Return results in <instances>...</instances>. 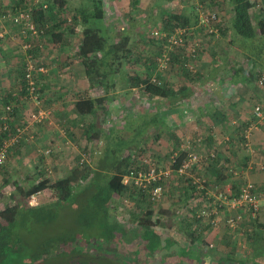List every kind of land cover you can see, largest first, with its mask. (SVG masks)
Listing matches in <instances>:
<instances>
[{
  "label": "trees",
  "instance_id": "16d2710c",
  "mask_svg": "<svg viewBox=\"0 0 264 264\" xmlns=\"http://www.w3.org/2000/svg\"><path fill=\"white\" fill-rule=\"evenodd\" d=\"M28 1L29 0H17L15 5L11 3L13 1H9V3L14 7V10L24 7ZM31 1H33V8H31L33 19L38 27L44 28L45 35L41 40V47H39V42L30 41L33 48L27 53L31 54L32 58L35 60H40V56H42L41 54H44L46 50L48 51L52 49V51H57V45H59L60 41L63 40V37L77 36L80 40V46L76 54L77 58H79L83 64L89 87L92 88L91 90L99 89V91L102 90L103 92L100 96H97L94 99L91 98V95L81 97L79 102L76 104L80 115H100L107 124L109 119L113 124L115 119H112L111 117L112 114L110 104L116 99V96L114 95L116 91L126 92L131 89H137L143 92L144 95L151 98H160L164 100L173 99L172 104H176L179 101L191 97L192 91L190 88H184L183 90L178 91V94H175L170 89L168 83H164L159 79L161 78L160 76H158V78L157 76H154L153 71L157 70V59L162 55L164 47L163 42L152 35L151 40L147 41L145 40L144 33L139 34V37H141L142 40L145 42L147 41V43L149 42V44L156 50L153 60H151L148 65H146L147 62L144 64L146 65L145 74H131L125 70V66L128 65V62H132L134 60V63L138 65L141 61L130 48L131 46L128 44L129 41L127 39V35L120 34V29V32H114V30L109 28L106 24V9L103 0H80L77 6L72 10L67 9L66 0H39L40 4L38 3L37 5H34L35 0ZM140 1L141 0H132L131 6L136 8ZM174 1L175 0H154V10H159L160 14L158 17L161 20L158 28L155 29L160 30L165 34H170L173 33L176 28H186L191 32V37L188 39L192 42L191 40L197 30L204 32H206V30L203 27L198 26L199 15L197 12L196 14H186L182 12L183 8L180 9V12H177L175 8L171 6ZM207 1L213 4L223 2L225 5L232 7L230 24L227 25L221 21L218 25L220 35L223 34V36H226V34H229L228 37L230 45L234 47L235 52L238 54L237 58H235V62L241 61L240 63L242 64V66L240 63L237 64L238 71L234 72L229 79L230 81L236 80L237 83L231 82V84L234 86H240L246 85V83L256 82L259 86L264 87L263 9L257 8L258 2L255 0ZM202 2L204 5L208 3L206 0H202ZM262 4L264 5V0L262 1ZM44 5L47 6V9L43 8ZM193 5L196 11V5ZM3 10H7L6 7ZM26 42V40L25 42L21 41L18 45L22 51L21 55L23 57H21V61H23V64L20 76L15 84L16 86L14 87L15 90L11 93L5 94L0 101V104L2 105V107H0V116L7 115L8 119L10 118L11 121L20 117L18 105L21 101H33L27 89L28 82L25 71L28 54L24 52L21 47L22 44ZM206 47L205 45L200 44L195 58L180 55L177 50H175L177 52H170L171 61L168 68L170 67L172 70L181 71L182 74L185 73L184 77L188 81L198 80L200 78V74H197L198 71L194 72L188 70L187 65L190 64L197 67V62L199 61L200 56L204 53ZM41 66L46 69L48 68L44 62L41 63ZM163 71L159 74L162 75ZM41 75L43 74L38 73L35 75V80L39 86V93L41 90ZM252 98H254V95ZM9 107L12 108L11 112L7 111ZM257 107L260 108L262 116L264 117L263 102L262 106L258 105L256 108ZM34 110L35 107L32 109V114ZM134 113H143V118H140V116L137 118V121H135L133 118V112H129L127 115L125 113L126 117L122 116V119L124 118L122 120L124 128L122 129H119L118 124H115L110 126L108 128L109 130L106 132L104 127L100 128L95 119L92 124L90 122V124L84 128V136H86L89 142L92 143L95 140L102 142L101 145L96 143L95 145H97V147L92 150V155H94L97 151L100 155L96 162H94L93 168H91L89 164H86V162L81 163L80 160L79 164L82 168L72 176L52 184L49 180H41L34 186H31L27 191H21V196H23L24 199L26 198V200L37 192H52V195L56 198L53 202L46 203L35 208L26 207L25 205H22L21 207L20 204H17L12 209L7 208L5 211L0 212V248L4 247V252H17V254H21L22 257L25 253L27 254L25 249H22V247H19L20 249H18V246L11 245L9 242L12 238V234L16 230H14V227L22 228V220L26 218V215L30 211L43 213V210L49 208L50 205H53L54 207L57 206L59 208L66 206V204L71 206L80 205V207H82L81 216L84 220V225L91 227L90 229L94 232L93 234L96 235L97 231L101 233L102 230L105 229L110 219V209L108 205L111 203L114 196L123 195L124 193L130 191L132 187L133 189H137L135 186L125 185V177L131 172H145L151 165L147 162V167H140L141 163L143 164V161L140 163L138 157L140 154H144L145 152L144 144H147V141L153 134V136L158 140V137H160L163 131L161 128L165 121L159 111H142ZM140 119H143L145 122H142L138 126L137 124ZM218 119L221 120V118ZM260 120L261 119L257 118L254 113L251 124L256 123L260 125ZM11 121L8 123L9 126L6 130H4V123L0 121V147L7 139L16 136L17 129H21L20 124L14 131H12ZM27 121H29V118ZM245 125L246 126L240 125L237 127V130L239 131H243V129L246 128L243 131V138L241 140L243 143L248 142V137L246 136L245 131L249 126L246 123ZM138 127L140 128L138 129ZM149 128H155V131L150 135H148ZM126 131L127 133L122 134ZM126 134H128V137H126ZM122 136L125 137L122 138ZM122 139L125 141L124 144L121 143ZM18 143L17 145H19ZM92 155H89L90 159L88 161L93 162ZM187 158V151L178 152L173 164L170 167L173 171H178ZM217 160L218 159L216 158H212V161L216 164ZM188 183L192 187V182L188 180ZM246 183L247 182L241 180L239 183L237 182V185L243 186ZM161 185H163V183H161ZM237 185H234V195H238L240 192V190H238V192L235 191V189H238ZM205 186L208 190H211L216 185L211 186V182L208 181L207 178ZM138 190L141 191L138 195L140 196V201H145L146 198H149V192L147 190ZM83 198L86 199V201L79 204L80 200ZM141 210L142 209L140 207L137 210V216L139 218L137 221H139L143 229L150 230L161 224V220L156 219L157 213L153 210V208L147 209L145 213H141ZM82 238L86 240L87 236L85 237L83 235ZM64 240H67L66 242H71L74 239H71L70 237H59L53 239L42 248L43 251L40 252V254L37 256L34 255L31 258H34L35 256L39 257V255H46L44 260L38 264H70L72 261L77 259V256H75L77 253L65 251L61 246V244L65 242ZM16 241L20 240L16 239ZM59 247H61V250H59ZM77 247L78 246H75V249H77ZM81 257L84 259H79L78 261L85 260V264H88L91 260V255L82 254ZM11 259H13V257ZM94 259L97 260L98 258L94 257ZM25 262L26 261L22 264H29ZM97 263L102 264L101 260Z\"/></svg>",
  "mask_w": 264,
  "mask_h": 264
},
{
  "label": "crops",
  "instance_id": "0c3cea01",
  "mask_svg": "<svg viewBox=\"0 0 264 264\" xmlns=\"http://www.w3.org/2000/svg\"><path fill=\"white\" fill-rule=\"evenodd\" d=\"M9 1H13L11 2L13 5L17 2V0ZM8 30L9 34H14L16 32L12 27H8ZM8 38L11 39L10 36ZM15 43L16 42L11 44L9 42L0 43V101L5 94L15 90V84L22 70V51L18 46L19 44ZM79 46L80 40L77 36L63 37V40L57 45V51H52V49L46 50V52L49 53V57H41L48 68L47 73L41 75L40 78V96L43 108L53 112L50 121L41 125H31L30 116L35 106L32 101L26 100L21 101L18 105L20 117L12 121L9 118L7 121V124L11 121L12 131L20 124L21 129H25L18 143L19 145L16 144L11 148L7 161L9 162L11 159L9 167L15 169L14 166L24 165L31 169L40 167L41 169H38L36 171L37 173L32 172L33 174H30L27 170L24 171L26 174L21 173L19 170H16L17 172L13 170L9 171V168H7V170L3 168V170H0V174L5 172V175H3L4 177H1L3 180L0 184V195L5 194L12 197L8 206H4L2 211H5L7 208L12 209L17 204H20L21 207L25 205L26 207L35 208L53 202L54 200L45 203L43 201L40 202L44 200L45 196L50 195L48 191H43L39 198V205L31 206L28 201L29 199L26 200V198L24 199L23 196H21V191H27L31 186H34L41 180H49L52 184L72 176L82 168L79 163L77 164V160H75L78 158L79 160L82 159L83 155H81L82 153L80 154V152L85 151L88 147L86 150L87 153L83 154H86L87 158L90 159L89 155H92V150L97 147L95 144L101 145L102 143L96 140L92 143L89 142L86 136H84V131L78 134L75 128L78 126L83 128L86 119L90 120L91 124L95 119V117L90 114H79V109L76 107L79 99L90 95L92 96L91 98L94 99L103 93L102 90L96 93V90H91L92 88L89 87L83 64L80 59L77 58L76 54L79 50ZM63 48H70L72 50L73 53L69 60L61 55ZM210 79H213V77ZM213 80L215 86L220 87V84L217 83L218 79ZM120 93V91H116L114 95L116 96ZM262 95L264 97V94ZM254 98L257 97L254 95ZM116 100L117 99L110 104L112 119L116 118L115 115H117L120 110L116 109L117 111H113L115 107L112 104L117 102ZM180 102L181 101L176 103V106L170 110H177L179 114L180 110L184 109ZM235 103L239 105V103ZM220 105L216 103L207 104L200 106L199 110L204 114L205 118L202 120L205 121V125L208 123L213 129L217 128L219 131H224V127H226L229 122L222 118L221 120H217V114L221 113L223 110L219 109ZM240 105H243L242 107L245 108L243 103H240ZM0 107H2L1 104ZM241 108L240 106H234L236 112H247L243 109L241 110ZM170 110L168 111L171 112ZM158 111L159 110H157V112ZM163 111L165 112L167 110ZM28 118L29 121H27ZM108 121V124H110V119ZM233 123L235 124V122ZM241 123L243 124V122ZM246 124L249 126L245 131L248 137V142L246 143L241 141L243 133H240L239 130H237L238 126L235 127L234 125L233 139L237 147L234 146L230 162H232L231 164H233V162L236 163L237 167L233 164L234 170L232 172L234 173V180L251 182L255 185L257 192L261 196H264V117L260 120V125L256 123L250 124L248 122H246ZM181 126V123L179 125L173 123L170 128L178 129V127ZM71 131H73V133ZM204 135L205 137H209L212 145L216 143L214 138L215 135L211 136V134L209 135L206 131ZM82 140L85 141L83 143L84 146L82 145V147H79V143ZM76 143L77 147L75 149L73 145ZM168 149L169 151L171 150V145L169 144ZM47 151L52 153L46 154ZM177 153H169L171 160L176 157ZM73 156L76 157L74 160L71 159ZM138 158L140 163L143 161V164L141 163L140 165L141 168L144 165V161L146 163L149 161L140 158V156ZM157 158L162 159L163 156L157 153ZM27 161L29 163H27ZM43 162L46 163H44L42 167ZM50 163H52L51 169L47 167V164ZM217 163H219V160ZM86 164H89L90 167L93 168L94 161H87ZM215 167L217 168V166ZM220 167L221 165H218V170L215 168V173L213 175L211 174V179L215 180V178L220 177V181L218 180L217 183H215L216 186L209 190L210 192L214 191L216 188L222 190V188H220L222 187L220 186V182L222 181L224 170L222 172ZM62 169H68V171L60 172ZM211 169H214V167ZM41 170L43 173L39 174ZM241 176L242 178H240ZM226 185L227 187L232 186L228 191L233 192L234 185L236 186L237 183L235 182V184H233L232 181H230L226 183ZM241 186H238V189H235V191L238 192ZM191 188L196 190L193 186L191 187L189 183L183 185V206L181 207V201L178 200L177 204H168L166 206V212H159L156 214V219H160L161 224L150 230L143 229L139 221H137L139 219L137 216V210L140 207L139 202L133 201L135 202L136 210L132 212L127 211V208H125V210L118 208L126 214L125 219H122V221L109 219L107 226L99 235H85L88 237L86 239L88 242H84V249L80 247L75 249L79 237L76 236L77 238H71L74 239V242L71 241L70 249L65 248V251L76 252L77 255L75 256H77V259L70 264H85V260L78 261L79 259H84L81 257L82 254H91V260L88 264H98L97 262H99V260H101L102 264H264V201L262 200L260 202V211L255 217H251L249 213H245V215L242 216L244 212L238 209H230L227 206H225L228 208L227 210H225V208L224 210L221 208L218 209L220 212V225L216 227L211 224L208 218H199V215L196 218L199 212L198 209H202L204 205L205 209L203 211L208 208V203L205 202L207 193H200L204 196L203 202L192 205L187 204L190 202L188 191L191 192ZM138 189L139 188H137V190ZM225 191L227 190L225 189ZM130 193L132 192L128 191L123 195L129 196V198H133V200L138 199V196H132ZM137 193V195H139L141 191L138 190ZM169 197H172V195ZM11 200L13 201L11 202ZM149 201L152 202L150 199ZM113 204L114 202L112 200L108 205L110 212ZM188 205H190V207L187 211ZM184 209L185 213L182 214L183 217H181L182 215H180L181 218L177 217V211H183ZM239 216H242V219L236 221L238 226L234 228V230L231 229L228 221L231 219L236 220ZM82 240L85 239L82 238ZM64 241L66 242L67 240ZM240 242L246 245L244 250L240 247L242 246ZM211 244H214V247L210 248L209 245ZM45 257L46 255H39V257H36L39 258L38 260L35 258L34 264L41 263ZM94 257L98 259L95 260ZM25 261L27 262V260Z\"/></svg>",
  "mask_w": 264,
  "mask_h": 264
},
{
  "label": "rangeland",
  "instance_id": "374dc122",
  "mask_svg": "<svg viewBox=\"0 0 264 264\" xmlns=\"http://www.w3.org/2000/svg\"><path fill=\"white\" fill-rule=\"evenodd\" d=\"M5 1L6 3H9L8 2L9 0H5ZM66 1H67L66 3L67 9L72 10L74 7L77 6L80 0H66ZM103 1L105 3V9H106V24L109 26V28L114 30V32H120L119 31L120 29L121 30L120 34L127 35V39L129 41L128 44L131 46L130 48L133 50L134 54H136L139 57L141 61V63H139L138 65L134 63V60L132 62L131 61L128 62V65L125 66L126 68L125 70H127L131 74H136V73L145 74L146 72L145 66L148 65V63L151 62V60H153L156 53L155 48H153V46L150 45L149 42L147 43V41L151 40L152 31L155 28H158L159 22H161L160 18L158 17V15L160 14L159 10H154L155 7L154 0H141L140 3L136 6V8L131 6L132 0H103ZM31 2L32 1L29 0L28 4ZM206 2L208 1L206 0ZM205 5L207 8H213L212 10L217 11L220 15L222 22H224L227 25L230 24L232 17L231 6L225 5L223 2H218V4H213L211 2H208ZM171 6L174 7L177 12H180V9L183 8L182 12L186 14H193V13L196 14L193 2L190 0H175L174 3L171 4ZM140 33L145 34V40H147L146 42L142 40L141 37H139ZM12 35L14 34L12 33L9 34L8 32L6 40H4L1 43L4 42L7 43L9 42L10 44L13 43L14 41L12 40V38L11 39L8 38L9 36L11 37ZM228 36L229 34H226V36H223V34H221L220 37L209 36L204 31H200V30H197L195 32L191 40L192 42L190 43L191 44L198 43L205 45V47L207 46L204 53L200 56L199 61L197 62V67H194L195 68L194 72L198 71L197 74H200V78H199L200 80L198 79L196 81H188L184 77L185 73L182 74L181 71L179 72L177 70H172L170 67L167 69L168 71L167 70L163 71L162 75L159 74L161 71L159 72H157L158 70L153 71L154 76H157V78L158 76H160L161 78L159 79L164 83H168L170 89L175 94L178 93V91L183 90L184 88L191 89L192 91L191 97L188 99H184L183 101L180 102L181 105H183L184 109H181L179 114L177 113V110L171 111L172 108L176 106V104L175 105L172 104L173 99L164 100L160 98H151L144 95L143 92L137 89H131L129 91L121 92L120 94L116 95L117 102H114L112 104L115 107L113 111H117L118 109L120 110L119 113L115 115L116 118L113 125L118 124L119 129L124 128L122 123V120L124 118L122 119V116L126 117L127 113L129 112H133L134 114L133 118L135 121H137V118H139L140 116H141L140 118H143V113H134V112H142V111L156 112L157 110H159V112L162 114L165 123L161 128L163 131L160 135V138L157 140L153 136L154 134L152 135V137L150 136L149 140L147 141V144H144L145 146L144 154H140L139 156L140 158L149 160L147 162H149L150 164L154 163L155 165H157V168L159 170H162L163 172L165 171L170 172V175L162 182L163 197L161 200L157 202L152 203L149 201V198L148 201L147 198L144 202L140 201L139 199L140 196L137 195L138 190L133 189V187L130 190V192H132L130 193V195L138 196V201L137 199L136 200H133V198L130 199L129 196L126 195L115 196L114 197L115 199H112L114 204L111 208L110 219L112 220L115 219L116 221H120V220L122 221V219H125L126 214L122 212V210H125V208H127L126 209L127 211H131V212L136 210L135 202L133 201L139 202V206L142 209L141 210L142 213H145L146 210L149 208H153V210L156 213L166 212V206L168 204H172V205L177 204V200L181 201L180 204H182L184 197L182 195L183 193L182 187L184 184L188 183V180L192 182L193 178L195 179L208 178V181L211 182V186L216 185L215 183H217L220 177L215 178L217 180H214L211 179V174L213 175L215 173V168H216L215 166H217L216 169L218 170V165H221L220 170L222 172L224 170L221 181L222 183L220 182L221 185L219 184L220 186H222L220 188H222L223 191H225V189L228 191L230 187L232 188V186L229 185H228L229 187H227L226 183L230 181H232L233 184H235V182L236 183L240 182L238 180H234L235 177L233 175L234 173L232 172L234 170V166L237 167V165L236 163L233 162L234 164L233 166V164H231L232 162H230L231 156L233 154L232 152L234 151V146H236V143L234 142L233 139L234 125L235 127L240 126L242 124L241 122H244L242 126H246L245 125L246 122L251 124L256 106L258 105L262 106V102H263V107H264V97L262 95L264 94L263 93L264 87L259 86L258 84H256V82L246 83V85H240V86H234L231 84V82L237 83L236 80L230 81L229 77L234 72L238 71L237 64L240 63L241 61L235 62V58H237L238 54L235 52L234 47L230 45V40ZM19 43H15V44H19ZM72 53L73 52L70 48L67 49L63 48L61 55H63L65 58H67V60H69L71 58ZM40 57L48 58L49 53L44 52V54ZM41 61L44 62L43 60ZM146 62L147 64L144 65ZM240 65L242 66L241 63ZM212 77L213 79L216 80L218 79L217 83L220 84V87H213L215 86V84L213 83L214 80L210 79ZM213 92H215L216 94ZM96 93H99V89L96 90ZM253 95H255V97H257L258 99L252 98ZM235 102L239 103V105H237ZM212 103H216L217 105L221 104L219 106V109L221 110L223 109V110L221 111V113L217 114L218 118H222V119L224 118L229 122L226 125V127H224L223 129L224 131H219L217 128L213 129L210 126V124L207 123L205 125L204 123L205 121L202 120L205 117L202 111L199 110V107ZM240 103H243L246 109L243 108L242 107L243 105H240ZM234 106H238V107L240 106V108L242 107L241 110L243 109L247 112H242V113L241 111L236 112ZM163 110H167V111L164 112ZM168 110H170L171 112H169ZM94 117L100 128L102 127H104V129L106 128L105 131L107 132L109 130L108 128L112 125V122H110V124L107 125L106 121H104V119L100 115H96ZM218 118L217 120H219ZM142 122L145 121H143V119H140L137 125L139 126ZM233 122H235V124ZM173 123H176L178 125L181 123L182 126L178 127V129H171L170 126ZM89 124H90V120L86 119V125L84 124L83 128L81 126L75 127L76 130L78 131V134H80L79 132L82 133L83 131H85L84 128H86L87 125ZM139 128L140 127H138V129ZM245 129H243V131ZM77 131H76V135H77ZM148 131H149L148 135H150L155 131V128H151V129L149 128ZM205 131L208 132L209 135L211 134V136L215 135L214 136L216 140L215 144L212 145L209 137H205L204 135ZM243 131H241L240 133H243ZM71 132L73 133V131ZM124 133H127V131L123 132L122 134ZM124 137L125 136H122V138ZM126 137H128V134H126ZM84 142L85 141L82 140L79 143V147H82ZM121 143L122 144L125 143L124 139H122ZM168 144L171 145L170 151L168 149ZM73 146L76 149L77 143L74 144ZM87 149L88 147L85 149V151L80 152V154L82 153L81 155H83V153H87L86 152ZM181 151H187L188 157L189 154L193 156H197L198 160L192 163V166L189 168L186 174H184L183 176H178L175 173V171H173V169L170 167L174 162L175 156L173 157L174 159L171 160L169 153L172 154L173 152L177 153ZM157 153H160L163 156V158L158 159ZM211 155H214L215 158L219 160V163L216 164L215 162H213L212 158H209L211 157ZM99 156L100 155L98 154V151L95 152L93 155V161L96 162ZM75 158L76 157L73 156L71 159L74 160ZM10 160L9 162L6 163V165H4L5 167L4 166L1 167L0 170L2 168L5 170L9 168V171L13 170L17 172L16 170H19L21 173H25L24 171L27 170V172L33 174L32 172L37 173L36 171L38 169H41V167L36 169L35 168L31 169L24 165L14 166L15 169H13L9 167V164L11 163ZM75 160H77L76 161L77 164L80 161L79 158ZM27 163L29 162L27 161ZM44 163L46 162L42 163V167L44 166L43 165ZM51 166L52 163L47 164V167L50 169L52 168ZM142 167H147L145 161ZM212 167L215 168L211 169ZM64 171H68V169L65 170L62 169L60 172H64ZM40 173H43V171L42 170L39 171V174ZM3 175H5V172L0 174V184L3 180V178H1L4 177ZM240 178H242V176ZM192 186H194L193 183ZM49 194H50L49 196H45L44 200H41L40 202L43 201L45 203L56 199L52 195V193ZM188 194L190 197L189 198L190 202L187 204L190 205L198 204L204 201L203 199L204 196H202V194H200L198 191L196 192V190H193L192 188H191V192L188 191ZM170 195H172V197H169ZM11 198L12 197L7 196L5 194L0 195V211L3 210L4 206L6 207L8 206V203ZM12 201L13 200H11V202ZM85 201L86 199L83 198L82 200H80L79 204H82ZM190 205H188L187 211L189 210ZM182 206L183 204L181 205V207ZM118 208L122 210H119ZM204 209H205V205L204 207H202V209L201 208L198 209L199 212L197 213L196 218ZM81 210L82 207H80V205L71 206L66 204V206H62L61 208L50 205L49 208L43 210V213L30 211L26 215V218L22 220L23 227L22 228L14 227V230L15 229L16 230L12 234V238L9 241L11 245L18 246V249H20L19 247L25 249V251L27 252V254L25 253L26 256L24 255L22 257L21 254H17V252L15 253L11 251L4 252L3 251L4 247H1L0 264H22L24 263L25 260H27L29 264H31L32 262L34 263L36 256L43 251L42 248L46 246L49 243V241H52L53 239L59 237L60 238L79 237L76 246L78 245V247L84 249L85 245L83 244L87 243L88 240H82L81 237H83V235L84 236L92 235L94 232L91 231L90 229L91 227L84 225L85 223L81 216L82 213ZM225 210H227V208H225ZM177 213H178L177 217H180V215L185 213V209L183 211H177ZM181 217H183V215ZM99 234L100 233L97 231L96 235ZM16 239H19L20 241H16ZM70 243L71 242H63L61 246L64 250L65 248L70 249ZM240 247L242 248V250H244L246 245L242 243V246ZM60 248L61 247H59V250H61ZM34 255L36 256L34 258H31ZM12 257L13 259H11ZM38 259L39 258H37V260Z\"/></svg>",
  "mask_w": 264,
  "mask_h": 264
},
{
  "label": "built area",
  "instance_id": "2783aa9c",
  "mask_svg": "<svg viewBox=\"0 0 264 264\" xmlns=\"http://www.w3.org/2000/svg\"><path fill=\"white\" fill-rule=\"evenodd\" d=\"M258 2L257 8L263 9L264 5L262 4L263 0H255ZM9 2V1H8ZM193 4L195 2L196 12L199 15V27H203L207 34L210 36L219 37L220 31L218 25L221 22L220 15L217 11L212 10L213 8H207L202 0H192ZM32 3H26L24 7L17 8L13 10V6L10 3H6L5 0H0V41L3 42L6 40L8 35V27H12L16 30L14 35L11 36L12 40L16 43H19L21 40L26 43L22 44V49L24 52H28L33 48L32 41L39 42V47L42 46L41 40L45 35L44 28H40L36 25L31 8H33ZM40 4L39 0H35V4ZM6 7L7 10H3ZM44 9H47V6L44 5ZM70 20V19H69ZM5 24H8L6 26ZM152 36L163 42L164 51L162 55L157 59V70L163 71L166 70L170 64L171 57L170 52H177L180 55H186V57L195 58L198 53L200 44L193 43L191 44L189 39L191 37V32L186 28H176L173 33L165 34L160 30L155 29L152 32ZM31 41V42H30ZM191 44V45H190ZM177 50V51H175ZM28 54V53H27ZM35 60L32 58L31 54L27 56V62L25 64L26 79L28 82V92L31 95L32 102L35 106L33 114L30 116L31 125H41L50 121L52 115L51 111L45 110L41 105V96L39 93V86L35 80V75L46 74L47 69L41 66V61ZM188 70L195 71L193 65H187ZM8 112L12 111V108L7 109ZM255 116L259 119H262V112L259 107L254 111ZM0 121L4 123V130L8 129V116H0ZM25 129H17L16 136L7 139L3 145L0 147V167L6 165L11 148L16 145L22 138ZM250 133V132H249ZM50 151H47L46 154H49ZM209 157V156H208ZM209 158H215L214 155H211ZM89 160L86 154H83L81 163H85ZM198 157L189 154L188 159L183 163L181 168L175 173L178 176H183L192 166V163L197 161ZM170 175V172L159 170L154 164H151L147 171H138L131 172L125 177L124 184L127 186H135L139 189L147 190L149 192V199L152 202H157L163 197V186L161 183ZM193 187L198 192L207 193L205 202L208 203V208L205 211H202L199 214V218H208L212 225L219 226L220 221V212L218 209L224 210L227 206L230 209H238L245 213H249L251 217L257 216L260 211V202L264 201V196H261L255 185L251 182H247L245 185L241 186L240 192L238 195H234L232 191H223L216 188L214 191L210 192L205 184V178H193ZM42 192H37L29 198V204L31 206L39 205V198ZM213 200V201H212ZM227 208V209H228ZM242 216H239L236 220L231 219L228 221L229 227L234 230L237 225V220H241ZM210 248L214 247L212 244L209 245Z\"/></svg>",
  "mask_w": 264,
  "mask_h": 264
}]
</instances>
